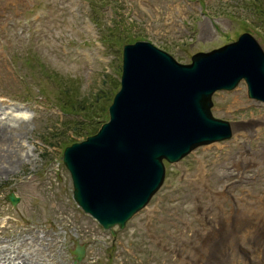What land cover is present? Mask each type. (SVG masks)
I'll return each mask as SVG.
<instances>
[{
    "label": "rangeland",
    "instance_id": "374dc122",
    "mask_svg": "<svg viewBox=\"0 0 264 264\" xmlns=\"http://www.w3.org/2000/svg\"><path fill=\"white\" fill-rule=\"evenodd\" d=\"M263 16L264 0H0V114L19 106L26 116L0 119L8 128L0 133V247L19 244L20 252L7 248L16 258L32 243L35 264H192L204 244L192 240L196 231L235 230L219 215L264 217V104L248 98L243 81L213 96L215 117L236 124L233 137L168 164L160 190L124 229L115 227V238L73 199L61 150L74 132L54 108L60 80L81 101L110 89L126 43L150 41L184 64L245 32L264 50ZM11 190L16 206L6 200ZM245 236L228 264H264V223L253 221ZM76 239L87 247L79 263L70 255ZM208 255L197 251L201 264Z\"/></svg>",
    "mask_w": 264,
    "mask_h": 264
},
{
    "label": "water",
    "instance_id": "95a60500",
    "mask_svg": "<svg viewBox=\"0 0 264 264\" xmlns=\"http://www.w3.org/2000/svg\"><path fill=\"white\" fill-rule=\"evenodd\" d=\"M244 79L264 102V50L249 33L182 64L149 41L123 48L121 87L98 133L66 148L74 199L105 229L146 207L176 163L201 145L228 139L232 124L214 117L213 95ZM7 199L16 205L14 194ZM114 233V231H113ZM84 248L73 251L78 260Z\"/></svg>",
    "mask_w": 264,
    "mask_h": 264
},
{
    "label": "bare ground",
    "instance_id": "6f19581e",
    "mask_svg": "<svg viewBox=\"0 0 264 264\" xmlns=\"http://www.w3.org/2000/svg\"><path fill=\"white\" fill-rule=\"evenodd\" d=\"M11 108H12L13 117H18V116L21 117L22 116L21 112H18V110H19L18 107H11ZM7 129L8 128L3 127V125H2V127L0 126V131H1L0 133L3 132L2 134L5 136ZM6 154H7V152H6ZM8 159L11 160L12 158L10 156H8ZM239 209L240 208H238L235 212L237 214H239L240 217H244V214H245L244 210L245 209H243V210L240 209L241 211ZM254 217L251 215L250 217H248L245 220H243L242 218H239V222H235V221H233L232 218H227L223 215H219L220 221H222L223 219L229 220L232 224L235 225V230L228 231V229H225L224 231H222V230L216 229V227H211L210 233L204 234V235L201 234V236L206 238L208 242H206L202 247L196 246L195 248L196 249L200 248V252H202V253H206V252L208 253L209 252L208 257H210V259L209 258L208 259L211 260V262L207 261L208 264H228L229 262L236 260L238 258V256H237L238 254H236V251L238 252V250H239V248H236L238 240L240 238L243 241L247 240L245 235L248 234V228L253 223V221H255L256 224L258 225V229H259V225H262L264 223V217L263 216H260L258 219H254ZM230 242H231V244H229ZM208 243H209V245H207ZM4 252L5 253L0 258V263L7 264L8 259L11 258V256L9 255L11 253V250L7 249V250H4ZM19 255L20 254L14 255L13 257L20 258L22 264H35V262L31 261L28 258V256H26L25 254H23L21 256H19ZM191 261H192V264H201L200 262H202V260H201L200 256H197V251H195V253L193 255H191ZM250 263L251 264H260L259 262H256L253 260H251Z\"/></svg>",
    "mask_w": 264,
    "mask_h": 264
},
{
    "label": "trees",
    "instance_id": "16d2710c",
    "mask_svg": "<svg viewBox=\"0 0 264 264\" xmlns=\"http://www.w3.org/2000/svg\"><path fill=\"white\" fill-rule=\"evenodd\" d=\"M264 18V16H263ZM52 77V75H50ZM57 95H60L59 104L62 110L66 112H74L82 115L85 120L73 118L69 120V126L77 130L78 134L91 135L96 133L100 124L104 121H99V118L105 119L108 116V106L112 102L113 94L118 90V81H113L112 90L96 93L95 97L83 99H74V95H78L73 83L68 80H60ZM106 91V92H105Z\"/></svg>",
    "mask_w": 264,
    "mask_h": 264
}]
</instances>
